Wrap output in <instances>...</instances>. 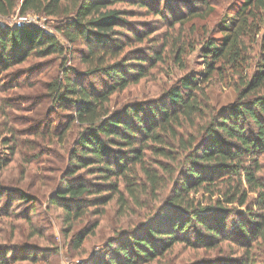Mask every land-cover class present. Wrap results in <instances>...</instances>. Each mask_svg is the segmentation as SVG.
Masks as SVG:
<instances>
[{"label":"trees","instance_id":"16d2710c","mask_svg":"<svg viewBox=\"0 0 264 264\" xmlns=\"http://www.w3.org/2000/svg\"><path fill=\"white\" fill-rule=\"evenodd\" d=\"M161 1L0 0L1 16L18 9L20 16L34 13L63 19L58 33L70 45L82 47L83 73L63 62L46 91L49 99L69 111L61 118L67 119L61 136L73 123L79 126L62 177L67 182L52 203L63 210L69 232L73 223L90 213V205L115 200L127 211L130 204L143 207L141 197L147 193L155 200L159 191H169L140 228L111 237L90 264H149L178 243L213 250L227 240L243 248L241 264H254L251 248L264 245V176L259 174L264 155V0H242L218 24L219 36L206 37L200 48L202 79L184 75L163 101L110 110V97L145 77L163 60L166 49L177 62L186 52L188 40L180 32L170 42L163 33L154 34L152 23L141 29L130 24L129 18L137 13L162 21L167 9L173 19L170 28L181 29L200 17L194 5L186 8L181 0L174 5ZM175 7H183L187 15ZM144 42L149 43L147 55L139 53L138 45ZM254 50L258 52L253 58ZM63 54L56 37L36 26L0 25V74L32 58ZM92 77L103 79L101 88L84 85ZM229 77L236 80L239 100L215 113L203 85ZM184 125L193 130L179 132ZM147 150L151 161L145 159ZM182 167H186L183 177L174 180ZM86 177L97 182L89 184ZM252 201L256 212L250 210ZM233 205L247 209V220L238 219L231 230L227 221ZM94 209L95 215L102 214ZM96 225L77 232L76 248Z\"/></svg>","mask_w":264,"mask_h":264},{"label":"rangeland","instance_id":"374dc122","mask_svg":"<svg viewBox=\"0 0 264 264\" xmlns=\"http://www.w3.org/2000/svg\"><path fill=\"white\" fill-rule=\"evenodd\" d=\"M176 1L166 0L169 4ZM181 1L186 8L194 5L193 9L200 13V17L186 23L181 28L183 30L177 25L170 28L173 19L168 15L171 12L168 9L162 21H155L152 16H143V13L129 18L135 29L144 28L145 23H152L151 26L156 30L154 34L161 32L162 37H168L170 42L180 32L189 45L181 57V63L173 58L170 48L166 49L163 60L150 67L145 77L110 97V110H118L131 104L146 105L163 101L170 87L184 75L202 79L200 48L203 41L207 36H219L218 24L222 20L226 21V15L230 17L242 0H206L205 5L202 0ZM179 8L181 14L187 15L183 7H175L174 10ZM63 21L58 17L34 13L20 16L18 9L8 16L0 15V25L36 26L56 37L64 47V54L60 58H32L27 63L0 74V264H90L93 257L103 253L111 237L140 228L147 221V216L155 213V209L163 204L165 195L169 192L166 189L159 191L155 200L152 199L153 195L147 193L148 196L141 197L143 207L130 204L127 211L119 209L115 200L105 206L90 205V213L73 223L71 230L67 231L63 210L52 201L67 182L62 177L79 126L73 123L65 135L61 136L67 122V119L61 118L63 114H69V111L61 109L59 103L49 99L46 91L52 76L61 72L63 62L64 67L74 69L77 74L83 73L85 66L80 59L82 47L70 45L58 33L57 27ZM148 46L147 42L138 45L139 53L147 55ZM257 52H252L253 58ZM252 65L255 66V59L252 60ZM85 80V86L97 89L101 88L100 83L103 82L102 78L95 77ZM235 82L231 77L225 81L216 78L203 85L206 101L215 113L238 102ZM191 130L193 129L184 125L179 132ZM145 159H153L149 150L145 151ZM260 159L262 170L259 174L264 176V155ZM175 168H178V164ZM182 168L178 175L179 170L174 172V180L183 177L182 172H185L186 167ZM79 174L83 176V173ZM86 178L89 184L97 182L93 178ZM85 200L91 198L86 197ZM252 203L253 201L248 203L250 210L258 211ZM94 207L98 211L102 210V214L95 215L91 212L95 210ZM229 208L232 210L227 222L229 228L234 230L238 219L247 220V209L236 205ZM95 223L97 225L93 233L85 236L81 246L76 248L73 239L77 232H85ZM242 253L244 254L243 248L232 240L223 242L213 250L178 243L149 264H200L210 260L241 264L244 258ZM27 256H31V259H26ZM250 257L254 264H264V245H253Z\"/></svg>","mask_w":264,"mask_h":264}]
</instances>
